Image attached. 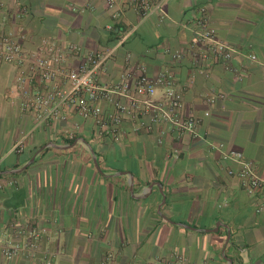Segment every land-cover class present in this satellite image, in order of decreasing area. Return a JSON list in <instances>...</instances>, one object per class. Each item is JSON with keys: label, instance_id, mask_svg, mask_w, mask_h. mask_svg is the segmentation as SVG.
Returning a JSON list of instances; mask_svg holds the SVG:
<instances>
[{"label": "crops", "instance_id": "obj_1", "mask_svg": "<svg viewBox=\"0 0 264 264\" xmlns=\"http://www.w3.org/2000/svg\"><path fill=\"white\" fill-rule=\"evenodd\" d=\"M202 8L216 38L236 51V72L211 54L200 57L203 47L191 50ZM0 32L27 54H38L45 38L101 53L124 36L98 83L138 66L150 77L169 71L183 93L182 115L197 121L190 133L169 131L161 144L158 127L135 131L131 119L118 140L99 136L92 118L67 107L37 123L21 108L24 91L10 88L20 72L26 92L44 85L29 79L26 64L1 65L0 174L15 185L0 191V238L29 227L45 232L35 251L12 259L0 253V264H179V257L182 264H264V194H248L228 174L239 164L222 159L239 152L264 180V0H164L144 19L131 0L111 8L106 0H0ZM24 134V151L12 152Z\"/></svg>", "mask_w": 264, "mask_h": 264}, {"label": "built area", "instance_id": "obj_2", "mask_svg": "<svg viewBox=\"0 0 264 264\" xmlns=\"http://www.w3.org/2000/svg\"><path fill=\"white\" fill-rule=\"evenodd\" d=\"M163 1L131 0V4L144 19L152 13L160 12ZM106 3L111 8L114 0H106ZM194 24L191 50L203 47L200 57L207 58V54H211L214 59L223 63L226 71L236 72L231 65L236 51L216 38V31L209 25L205 9L199 10ZM125 38L121 36L112 48L104 52L85 54L72 43L62 47L56 40L45 38L41 41L38 54H27L11 35L0 32V66L15 64L21 67L26 64L30 73L29 79L44 85L42 92H26L25 78L20 72L10 88V93L24 91L25 99L21 108L32 112L37 123L62 117L61 109L67 107L83 119L92 118L98 128V135L109 136L113 140H118L120 127L125 119L137 122L135 131L142 128L150 132L153 127H158V144L163 142L169 131H174L178 136L192 132L197 121L191 116L182 115L183 93L169 71L150 77L142 66H138L134 70H125L114 82L98 83V75L104 69L105 62L112 58ZM170 55L175 61L181 58L179 52ZM199 55L195 54L196 57ZM68 56L81 60L76 67H71L67 62ZM129 58L130 55H127V59ZM250 58L255 59L252 56ZM240 78L238 75V79ZM207 101L213 104L215 99L209 98ZM103 103L111 107L110 112L103 113ZM144 118L148 119V123H145ZM27 138L28 134L21 136L13 144L11 151L17 154L24 151ZM64 138L72 140L73 135L67 133ZM172 151V156L177 158L178 150ZM222 159L239 164L238 170H230L228 174L237 177L248 194H264V180L256 175L253 164L245 160L241 153L223 152ZM14 185L13 178L0 174V191ZM262 209V206L258 207L257 212ZM44 232L36 227L18 229L14 238H0V253L6 259H12L26 251L33 252ZM177 261L179 264L183 262L180 257Z\"/></svg>", "mask_w": 264, "mask_h": 264}, {"label": "trees", "instance_id": "obj_3", "mask_svg": "<svg viewBox=\"0 0 264 264\" xmlns=\"http://www.w3.org/2000/svg\"><path fill=\"white\" fill-rule=\"evenodd\" d=\"M1 172V171H0ZM1 174H3V173H1ZM3 175H5V174H3Z\"/></svg>", "mask_w": 264, "mask_h": 264}]
</instances>
